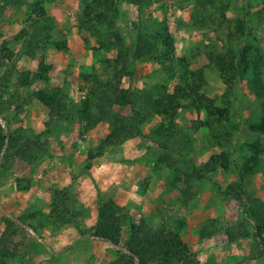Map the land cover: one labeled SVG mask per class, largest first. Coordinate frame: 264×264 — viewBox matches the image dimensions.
<instances>
[{
	"label": "trees",
	"instance_id": "obj_1",
	"mask_svg": "<svg viewBox=\"0 0 264 264\" xmlns=\"http://www.w3.org/2000/svg\"><path fill=\"white\" fill-rule=\"evenodd\" d=\"M0 1L4 3L0 5L2 23L5 6L19 7L27 0ZM159 1H81L79 28L97 36L99 49L116 50V57L106 62L111 68L107 78L82 75L83 82H90V86L84 97L76 101L60 87H47L51 70L46 61L48 49L53 47L66 52L67 47L65 43L52 39L54 22L43 1L35 0L29 5L24 26L16 34L4 38L0 33V115L8 112L14 104L15 117L23 111L26 102H13L16 97L11 92L12 86L29 89L36 83L44 87L33 90L29 97L48 110L46 129L39 134L28 133L22 127L5 131L0 125V172L15 175V188L27 192L47 151L51 127L63 123H76L85 132L102 122L109 124L108 134L87 152L86 170L108 147L148 136L161 150L155 165L168 170V186L176 191L180 207H187L198 197L202 182L208 181L218 170L227 171L233 163L238 181L218 185L225 202V212L217 218L207 219L199 229V237L200 240H207L221 234L225 244L252 239L251 260L264 259V202L247 191L251 178L260 172L264 175V143L261 141L264 137V50L253 36V27L248 21L228 17V6L223 0H195L201 9L208 6L217 13L215 41L205 53L208 63L217 71L225 87L222 104L216 105L215 100L204 92L206 77L203 70L192 67L196 59L191 55H176L175 40L166 23L159 24L153 32L138 30L132 45L125 44L122 35L114 29L120 2L135 6L141 15ZM262 3L256 14L264 22V1ZM149 13L143 15L148 17ZM198 23H204L203 17ZM218 40L223 41L221 47L216 43ZM20 55L36 60V70L19 71L16 63ZM148 61L162 70L165 80L142 90L124 88L123 80L133 77L134 67ZM238 85L257 101L256 115L245 126L250 134L258 138L242 145L233 142L237 125H233L230 119V98ZM186 110L197 116L191 121V132L207 128L210 144L220 148L230 147L231 152L222 150L198 164L185 160L180 152L182 150H179L183 146L181 137L188 138L187 148L193 146L194 140L183 133L175 121ZM201 113L205 115L203 119L200 118ZM2 119L9 123L6 117ZM150 123L153 125L146 136L143 128ZM50 193L52 203L48 218L54 225L73 224L79 236L103 240L116 248L106 264H199L197 254L192 251L185 236L186 222L183 218L172 217L157 207L160 220L156 225H150L144 219L133 222L113 200L98 197L96 223L83 229L80 227L82 214L72 207L70 192L53 189ZM34 218L35 215L31 214L21 216L16 222L5 220L0 235V264H12L17 258L23 244L15 239L24 230L23 226L36 230L31 222ZM123 227H128V232L122 243Z\"/></svg>",
	"mask_w": 264,
	"mask_h": 264
},
{
	"label": "rangeland",
	"instance_id": "obj_2",
	"mask_svg": "<svg viewBox=\"0 0 264 264\" xmlns=\"http://www.w3.org/2000/svg\"><path fill=\"white\" fill-rule=\"evenodd\" d=\"M35 0H27L19 7L5 6L0 33L4 38L16 34L23 26L29 5ZM48 15L54 22L52 39L65 43L67 51H57L50 47L46 61L51 65L47 87H60L73 100L84 97L90 82L84 83L82 75H95L105 79L111 73L107 61L116 57V50L99 49L97 36L79 28V14L82 0H41ZM264 0H223L228 6V17L245 19L253 27V36L258 39L264 50V22L258 18L257 10ZM4 4L0 1V5ZM143 11L141 15L135 6L120 2L119 15L114 21V29L124 38L125 44L132 45L136 32H153L158 25L166 23L175 40L177 56L191 55L196 59L193 68H201L206 77L204 92L222 104L224 85L217 71L210 66L205 53L215 41L217 13L212 7L201 9L195 0H161ZM150 12V16L145 17ZM144 14V15H143ZM203 17L204 23L199 24ZM139 28V29H138ZM106 33L104 29L101 30ZM105 39V37H103ZM1 41V39H0ZM222 40L216 43L221 47ZM16 68L19 71H35L37 62L25 55H20ZM165 80V74L153 62H146L134 67L133 77L123 80V87L132 90L151 88ZM44 86L34 84L29 89L11 87L15 93L13 102L23 105L15 117L14 105L8 112L0 115L3 129L12 131L22 127L28 133L39 134L48 121V110L29 97L30 93ZM230 119L237 125L234 144L250 143L258 137L248 132L245 123L254 119L257 101L243 87L237 86L230 98ZM197 116L188 110L182 111L175 123L183 133L194 140L187 148L186 136H182V150L185 160L200 163L211 154L222 150L231 152L230 147L220 148L211 145L207 139L208 129L202 128L193 133L191 121ZM205 117L201 113L200 118ZM153 123L145 125V135ZM110 131L109 124L102 122L94 129L85 132L75 124H55L47 140V151L34 173L33 183L27 192L15 188V175L0 172V235L4 230L5 220L15 222L23 215L34 214L31 222L36 226L32 231L24 230L15 240L23 246L12 264H106L115 251L107 242L89 236H79L73 224L54 225L48 218L52 203L51 190L66 189L70 192L74 210L80 211V227L91 228L96 223L97 198L113 200L124 209L129 219L138 222L144 219L150 225H156L160 216L159 207L172 217L183 218L186 222V238L191 249L197 254L199 264H264V259L251 260L252 239L231 244L223 242L221 234L207 240H200L199 229L207 219L217 218L225 212V202L218 191V185L225 186L238 181V172L233 163L227 171L218 170L200 185L201 192L187 207H180L176 191L168 186V170L156 166V157L161 153L157 145L147 137H137L120 145L108 147L104 154L91 162L86 170L87 152L98 140ZM178 137V136H177ZM264 143V137L261 138ZM233 149V147H232ZM239 162L238 158L235 159ZM264 160V157H263ZM264 166V162H263ZM66 178L69 184L60 187L58 182ZM247 191L264 202V175L260 172L247 183ZM123 243L128 227L122 229Z\"/></svg>",
	"mask_w": 264,
	"mask_h": 264
},
{
	"label": "crops",
	"instance_id": "obj_3",
	"mask_svg": "<svg viewBox=\"0 0 264 264\" xmlns=\"http://www.w3.org/2000/svg\"><path fill=\"white\" fill-rule=\"evenodd\" d=\"M69 184V181H67L66 178H62L60 182H58V185L60 187H64V186H67Z\"/></svg>",
	"mask_w": 264,
	"mask_h": 264
},
{
	"label": "built area",
	"instance_id": "obj_4",
	"mask_svg": "<svg viewBox=\"0 0 264 264\" xmlns=\"http://www.w3.org/2000/svg\"><path fill=\"white\" fill-rule=\"evenodd\" d=\"M0 125H2L3 126V121H2V119L0 118Z\"/></svg>",
	"mask_w": 264,
	"mask_h": 264
}]
</instances>
